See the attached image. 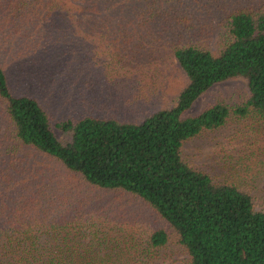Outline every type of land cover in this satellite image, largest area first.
Masks as SVG:
<instances>
[{"label": "trees", "instance_id": "16d2710c", "mask_svg": "<svg viewBox=\"0 0 264 264\" xmlns=\"http://www.w3.org/2000/svg\"><path fill=\"white\" fill-rule=\"evenodd\" d=\"M11 4V11H0V33L10 26L14 33L20 30L16 16L27 22L33 17L28 35L37 44L78 37L94 42L104 53L89 55L104 76L112 74L109 65L121 43L168 45L185 82L171 104L136 119L103 112L52 121L39 98L13 93L0 63V117L5 119L0 122V264H156L158 249L170 235L185 251L184 264H264V201L256 206L250 190L215 178L182 156L186 140L219 128L231 115L250 114L264 123V4L46 0L39 12L32 0ZM217 17L211 50L196 36L210 31L208 23ZM234 77L245 80L244 98L216 99L186 113L212 84ZM29 149L91 186L136 197L170 232L158 227L140 242L128 236L132 232L117 234L116 223L108 220L84 221L75 212L57 211L44 178L18 155Z\"/></svg>", "mask_w": 264, "mask_h": 264}, {"label": "rangeland", "instance_id": "374dc122", "mask_svg": "<svg viewBox=\"0 0 264 264\" xmlns=\"http://www.w3.org/2000/svg\"><path fill=\"white\" fill-rule=\"evenodd\" d=\"M0 0V11H11V2ZM43 1L37 3L38 12ZM264 4V0H243ZM33 4H28L30 10ZM24 10V9H23ZM19 13V11H17ZM86 14V12L84 13ZM83 17V13L78 14ZM213 19V18H212ZM218 17L208 23L210 31L196 36L198 43L215 49ZM19 31L10 26L0 33V63L4 67L14 94H31L48 109L52 121L65 115L113 112L136 119L152 109L169 105L178 87L185 82L184 72L170 54L169 47L139 46L136 41L119 45L118 56L111 62L110 76H104L89 55L100 57L102 47L78 40L58 39L35 43L28 35L31 21L14 17ZM134 38V37H133ZM94 65V66H93ZM247 95L245 80L230 78L212 84L191 104L186 113H193L216 99L237 102ZM0 122L5 119L0 117ZM56 134L57 128H53ZM23 164L36 170L57 211L77 213L86 220L116 223L120 229L142 241L155 228L170 232L167 223L141 200L121 190L91 186L79 176L63 168L58 162L29 149ZM182 156L191 165L207 171L215 178H226L251 191L256 206L264 201V123L252 115H231L222 126L204 130L186 140ZM79 216V217H80ZM119 230V231H118ZM86 232H88L86 230ZM116 234V235H117ZM140 242H137L140 244ZM156 264H184L186 254L173 236L158 249Z\"/></svg>", "mask_w": 264, "mask_h": 264}]
</instances>
